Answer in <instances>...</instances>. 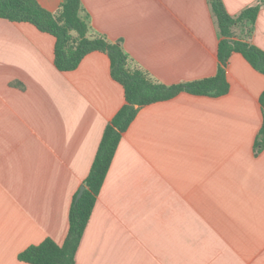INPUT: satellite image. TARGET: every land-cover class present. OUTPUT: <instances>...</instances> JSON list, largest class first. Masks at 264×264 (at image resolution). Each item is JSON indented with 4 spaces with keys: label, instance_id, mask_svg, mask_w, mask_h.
I'll use <instances>...</instances> for the list:
<instances>
[{
    "label": "crops",
    "instance_id": "1",
    "mask_svg": "<svg viewBox=\"0 0 264 264\" xmlns=\"http://www.w3.org/2000/svg\"><path fill=\"white\" fill-rule=\"evenodd\" d=\"M56 12L60 0H36ZM250 43L264 51V0H222L234 17L258 2ZM95 33L121 42L156 81L216 74L220 41L206 0H81ZM55 39L0 19V264L51 239L61 246L105 126L124 105L108 57L70 72ZM220 97H177L139 110L123 134L75 264H264V76L237 53Z\"/></svg>",
    "mask_w": 264,
    "mask_h": 264
},
{
    "label": "trees",
    "instance_id": "2",
    "mask_svg": "<svg viewBox=\"0 0 264 264\" xmlns=\"http://www.w3.org/2000/svg\"><path fill=\"white\" fill-rule=\"evenodd\" d=\"M220 41L217 47L218 67L212 77L187 83L165 85L153 79L124 52L121 42H110L95 33L81 0H60L52 13L36 0H0V19L27 23L55 39L53 64L60 72L75 70L88 54L100 52L108 57L110 76L124 93V105L105 126L92 165L84 181L80 198L74 196L68 214V231L61 246L51 239L29 246L18 255L27 264H75V255L91 217L100 189L122 139L139 110L150 104L171 100L185 93L194 96L220 97L229 91L226 67L233 53L240 54L264 76V51L250 43L261 2L230 16L222 0H206ZM262 123L254 141V153L264 149V91L259 97ZM79 192V191H78Z\"/></svg>",
    "mask_w": 264,
    "mask_h": 264
},
{
    "label": "water",
    "instance_id": "3",
    "mask_svg": "<svg viewBox=\"0 0 264 264\" xmlns=\"http://www.w3.org/2000/svg\"><path fill=\"white\" fill-rule=\"evenodd\" d=\"M85 187L82 186L77 194V199L80 198V196L82 195L83 191H84Z\"/></svg>",
    "mask_w": 264,
    "mask_h": 264
}]
</instances>
